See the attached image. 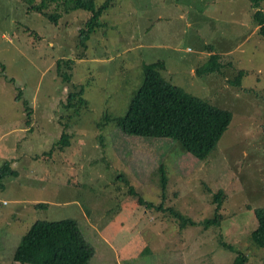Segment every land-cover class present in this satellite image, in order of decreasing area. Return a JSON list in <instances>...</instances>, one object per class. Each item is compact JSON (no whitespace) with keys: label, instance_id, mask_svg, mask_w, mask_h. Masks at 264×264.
<instances>
[{"label":"rangeland","instance_id":"1","mask_svg":"<svg viewBox=\"0 0 264 264\" xmlns=\"http://www.w3.org/2000/svg\"><path fill=\"white\" fill-rule=\"evenodd\" d=\"M67 1L0 0V165L10 160L19 173L0 180V264H18L15 250L35 220L64 218L93 247L89 264H235L238 254L264 264L251 240L254 208L264 206V37L250 0H110L86 50L78 30L89 12L65 10ZM207 46L224 74H195ZM157 61L165 80L231 112L208 158L117 127L143 64ZM239 70L240 85L230 84ZM79 85L87 102L68 98ZM63 133L70 144L60 150ZM221 189L219 223L206 228ZM173 212L196 225L180 230Z\"/></svg>","mask_w":264,"mask_h":264},{"label":"trees","instance_id":"2","mask_svg":"<svg viewBox=\"0 0 264 264\" xmlns=\"http://www.w3.org/2000/svg\"><path fill=\"white\" fill-rule=\"evenodd\" d=\"M261 1L263 0H250V3L254 9L253 20L259 26V34L264 37V11L260 8ZM64 4L65 10L81 9L89 12L84 25L78 30L79 46L86 50L87 42L95 33L96 28L99 27V17L109 8L110 0H105L99 5L96 4L95 0H69ZM32 7L39 12L42 11V5H32ZM207 49L212 53L206 61L195 67V74L198 76L214 72L224 74L225 64L221 60V56L213 53L211 46H207ZM64 62L69 68L73 59H67ZM165 67L164 61L143 64V82L132 95L125 114L115 121L117 127L124 134L133 137L169 139L176 142L195 158L204 160L217 148L228 130L231 112L165 80L161 73ZM57 69L63 81L69 82L70 74L61 71L60 62L57 63ZM242 73V70H239L237 76L229 80L230 84L239 86ZM75 86L73 85V87ZM83 92V85H79L77 90L68 93V98L73 99L75 96H80L79 100L85 102L86 99L82 97ZM16 99H19L18 96ZM66 105H71L69 100ZM25 108H28L26 111L27 123H30L33 111L28 103H25ZM103 119L111 121L108 114L103 115ZM57 144L60 150L69 146V135L61 134ZM47 154H49L48 151L43 152V155ZM18 174L10 160H5L0 165V180L7 175L17 177ZM165 187L166 176L163 173V198L165 197ZM130 193L137 196L142 205L155 207L153 201H146L137 191L131 189ZM224 200L225 191L223 189L214 194L215 215L213 218L204 220L203 224L206 228L219 223V217H221L219 211ZM38 205L43 206L42 204ZM157 207L163 209V204ZM173 213L175 218L179 220L180 230L187 225H196L194 220L180 212ZM254 214L257 226L251 232V240L258 248L264 250V206L255 207ZM93 257L94 249L85 240L76 220L70 218L37 219L27 234L22 237L15 250L13 261L18 264H89ZM244 262L245 256L238 254L235 264H244Z\"/></svg>","mask_w":264,"mask_h":264},{"label":"clouds","instance_id":"3","mask_svg":"<svg viewBox=\"0 0 264 264\" xmlns=\"http://www.w3.org/2000/svg\"><path fill=\"white\" fill-rule=\"evenodd\" d=\"M166 66V65H165Z\"/></svg>","mask_w":264,"mask_h":264}]
</instances>
